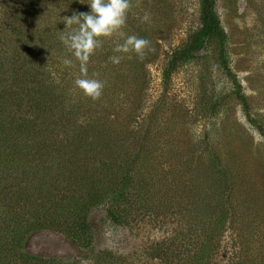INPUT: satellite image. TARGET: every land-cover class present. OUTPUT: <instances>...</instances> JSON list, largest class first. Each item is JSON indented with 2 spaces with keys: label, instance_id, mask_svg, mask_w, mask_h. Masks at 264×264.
I'll list each match as a JSON object with an SVG mask.
<instances>
[{
  "label": "trees",
  "instance_id": "trees-1",
  "mask_svg": "<svg viewBox=\"0 0 264 264\" xmlns=\"http://www.w3.org/2000/svg\"><path fill=\"white\" fill-rule=\"evenodd\" d=\"M88 2L0 0V24L8 29L6 35L0 37L3 52V60H0V164L5 167L10 162H39L33 164L32 171L24 167L29 177L20 172L15 175L14 180L18 178V181L13 191L0 178V264H78L75 259L44 258L24 250L26 240L45 229L57 231L69 248L85 253L89 264H130L111 252L95 251L96 229L91 213L101 209L108 221L119 226L127 224L133 214L159 217L163 213L162 219H165L166 212L175 210V205L179 207L180 201L187 199L189 203L193 199L190 186L184 188L187 196L170 191L159 198L165 201H158L157 194L148 195L153 183L146 181L141 171L140 159L145 152L141 137L136 141V151L126 154L131 136L126 131L133 114L125 112L117 101L115 83L120 81L121 74H118V65L109 59L124 54L113 51L123 40H105L102 48L90 58L89 77L95 73V78L105 83L100 100L93 102L74 86V80L80 75L79 63L68 52L60 35L68 31L63 17L89 13ZM215 6L216 0L200 1L199 27L185 44L171 53L163 78L168 80L179 66L202 50H212L218 67L231 82L235 97L247 112L248 122L264 136V130L249 116L241 85L230 68L227 35ZM21 7L33 12L36 22L32 26L27 23ZM135 16L128 13L124 31L151 41L149 30L142 27ZM65 58L72 59L75 67H66L62 63ZM124 134L127 135L123 137ZM76 162H82L81 166L76 168ZM83 162L98 163L86 167ZM68 167L74 174L70 181L72 191L57 201L47 194L49 181L45 178L53 171L57 175L67 173ZM24 181L27 184L21 186ZM150 182L152 188H148ZM164 183L167 188L177 185L172 179ZM221 196L219 193L216 202L212 200L211 205L204 208L203 219H198L201 222L195 231H182L158 243L152 251L154 257L167 258V251L175 246L180 264H209L217 252L224 227L237 221L236 213L225 210L218 201ZM180 254H184L183 259ZM259 261L258 264H264V258Z\"/></svg>",
  "mask_w": 264,
  "mask_h": 264
},
{
  "label": "rangeland",
  "instance_id": "rangeland-1",
  "mask_svg": "<svg viewBox=\"0 0 264 264\" xmlns=\"http://www.w3.org/2000/svg\"><path fill=\"white\" fill-rule=\"evenodd\" d=\"M134 1L130 12L149 30L151 46L158 47H152L154 51L142 61L134 53L123 54L118 64L121 76L115 83L116 98L125 112L133 114L126 131L131 133L126 154L136 151L141 137L145 151L141 171L153 183L148 195L157 194L158 201H165L159 198L170 191L187 196L184 188L190 186L193 199L180 201L179 207L166 212L165 219L163 213L159 217L133 214L127 224L119 226L108 221L101 209L95 210L90 215L96 229L93 247L130 264H180L175 246L165 259L154 257L153 248L182 231H195L204 208L221 193L218 201L236 213L237 221L224 227L209 264H258L264 258V136L248 122L212 50H202L168 80L163 78L171 53L199 27L201 0H139V7ZM21 10L32 26L36 22L33 12L25 7ZM215 11L227 35L230 68L241 85L249 116L264 130V0H216ZM145 13L150 20L141 22ZM4 27L0 24V37L6 35ZM1 55L0 51L3 60ZM35 163L39 162H10L5 167L1 163L0 178L13 191L18 181L15 175L20 172L29 177L24 167L32 171ZM76 163V168L82 164ZM54 172L45 178L47 194L59 201L72 191L74 174L69 167L67 173ZM170 179L177 185L168 189L164 182ZM24 250L44 258L90 263L85 253L69 248L57 231L48 229L31 235Z\"/></svg>",
  "mask_w": 264,
  "mask_h": 264
},
{
  "label": "clouds",
  "instance_id": "clouds-1",
  "mask_svg": "<svg viewBox=\"0 0 264 264\" xmlns=\"http://www.w3.org/2000/svg\"><path fill=\"white\" fill-rule=\"evenodd\" d=\"M89 13L73 14L71 17H63L65 29L68 31L60 35V40L79 63V76L74 80V86L83 95L93 102L103 96L105 83L98 78L88 75V64L98 49L102 48L105 40H123L117 43L113 49L116 53H134L141 61L148 52L154 51L151 41L136 35H127L124 29L127 27L128 13L133 5L131 0H89ZM139 7V0H137ZM141 22H148L150 16L145 13L140 18ZM110 61L118 65L122 56H111ZM62 63L66 67H75L72 59L65 58Z\"/></svg>",
  "mask_w": 264,
  "mask_h": 264
}]
</instances>
